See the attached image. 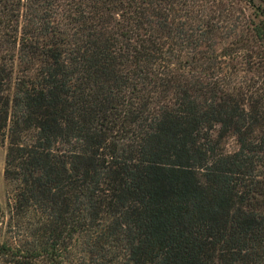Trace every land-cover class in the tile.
Returning <instances> with one entry per match:
<instances>
[{"label": "trees", "instance_id": "trees-1", "mask_svg": "<svg viewBox=\"0 0 264 264\" xmlns=\"http://www.w3.org/2000/svg\"><path fill=\"white\" fill-rule=\"evenodd\" d=\"M0 146V264H264V0H0Z\"/></svg>", "mask_w": 264, "mask_h": 264}, {"label": "rangeland", "instance_id": "rangeland-1", "mask_svg": "<svg viewBox=\"0 0 264 264\" xmlns=\"http://www.w3.org/2000/svg\"><path fill=\"white\" fill-rule=\"evenodd\" d=\"M227 149L233 151L237 149V144L234 138H229L227 141ZM4 169H5V149L0 146V203L3 210L7 213V186L4 179Z\"/></svg>", "mask_w": 264, "mask_h": 264}]
</instances>
